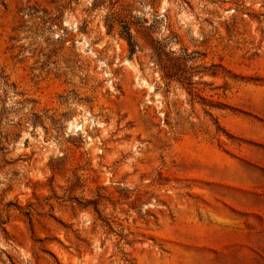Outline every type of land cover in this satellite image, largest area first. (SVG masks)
Segmentation results:
<instances>
[{"label":"rangeland","instance_id":"rangeland-1","mask_svg":"<svg viewBox=\"0 0 264 264\" xmlns=\"http://www.w3.org/2000/svg\"><path fill=\"white\" fill-rule=\"evenodd\" d=\"M0 264H264V0H0Z\"/></svg>","mask_w":264,"mask_h":264},{"label":"trees","instance_id":"trees-1","mask_svg":"<svg viewBox=\"0 0 264 264\" xmlns=\"http://www.w3.org/2000/svg\"><path fill=\"white\" fill-rule=\"evenodd\" d=\"M127 37H128L129 42H130V45L132 47V51H134L133 35L130 31L128 32ZM156 55L159 56L160 54L156 53Z\"/></svg>","mask_w":264,"mask_h":264}]
</instances>
